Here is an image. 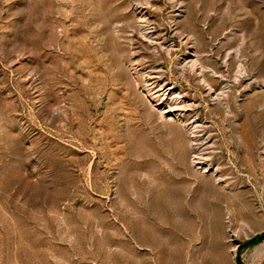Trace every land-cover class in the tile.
I'll list each match as a JSON object with an SVG mask.
<instances>
[{
    "label": "rangeland",
    "instance_id": "obj_1",
    "mask_svg": "<svg viewBox=\"0 0 264 264\" xmlns=\"http://www.w3.org/2000/svg\"><path fill=\"white\" fill-rule=\"evenodd\" d=\"M261 234L264 0H0V264H264Z\"/></svg>",
    "mask_w": 264,
    "mask_h": 264
},
{
    "label": "trees",
    "instance_id": "obj_2",
    "mask_svg": "<svg viewBox=\"0 0 264 264\" xmlns=\"http://www.w3.org/2000/svg\"><path fill=\"white\" fill-rule=\"evenodd\" d=\"M262 239H264V234H261V235H257L251 239H248L246 241H244L241 246L242 248L246 247V246H251V245H254L256 243H258L259 241H261Z\"/></svg>",
    "mask_w": 264,
    "mask_h": 264
},
{
    "label": "bare ground",
    "instance_id": "obj_3",
    "mask_svg": "<svg viewBox=\"0 0 264 264\" xmlns=\"http://www.w3.org/2000/svg\"><path fill=\"white\" fill-rule=\"evenodd\" d=\"M201 67V66H200ZM202 69V68H201ZM201 72V71H200ZM202 73V72H201ZM204 73V72H203ZM164 95H167L166 97H167V101H168V104H169V108H170V111H172V110H174V109H176V108H174L176 105H177V103H179V102H177V100H176V98H175V96H171V95H169V92H164L163 93ZM169 95V96H168Z\"/></svg>",
    "mask_w": 264,
    "mask_h": 264
},
{
    "label": "water",
    "instance_id": "obj_4",
    "mask_svg": "<svg viewBox=\"0 0 264 264\" xmlns=\"http://www.w3.org/2000/svg\"><path fill=\"white\" fill-rule=\"evenodd\" d=\"M236 262H237V264H242V261H241V258L239 255H237V257H236Z\"/></svg>",
    "mask_w": 264,
    "mask_h": 264
}]
</instances>
